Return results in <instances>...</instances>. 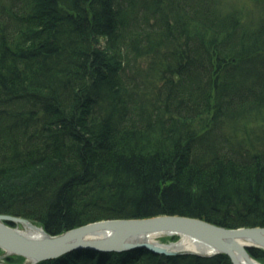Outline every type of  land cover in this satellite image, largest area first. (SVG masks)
I'll list each match as a JSON object with an SVG mask.
<instances>
[{"label":"trees","instance_id":"16d2710c","mask_svg":"<svg viewBox=\"0 0 264 264\" xmlns=\"http://www.w3.org/2000/svg\"><path fill=\"white\" fill-rule=\"evenodd\" d=\"M0 213L50 234L264 226V0H0ZM36 264L233 263L80 246Z\"/></svg>","mask_w":264,"mask_h":264},{"label":"water","instance_id":"95a60500","mask_svg":"<svg viewBox=\"0 0 264 264\" xmlns=\"http://www.w3.org/2000/svg\"><path fill=\"white\" fill-rule=\"evenodd\" d=\"M11 223L16 225L12 226ZM27 228L39 234L28 232ZM160 234H179L194 238L209 246L210 253L172 248V244L176 242L161 243L154 239V236ZM87 236L95 239L85 240L84 237ZM87 244L100 249L116 250L143 246L164 255H213L223 252L229 255L233 264H260L247 252V247H264V226L229 228L197 217L159 214L102 219L50 234L30 219L0 213V263L7 255L16 254L25 258L24 263L35 264Z\"/></svg>","mask_w":264,"mask_h":264},{"label":"bare ground","instance_id":"6f19581e","mask_svg":"<svg viewBox=\"0 0 264 264\" xmlns=\"http://www.w3.org/2000/svg\"><path fill=\"white\" fill-rule=\"evenodd\" d=\"M27 229H28L27 230L28 232H33V233L39 234L34 230H31L29 228H27ZM150 238H151V236H150ZM172 248L196 251V252L204 253V254L210 253L209 246H207L201 242H198L194 238H189L186 236H183L175 244H172Z\"/></svg>","mask_w":264,"mask_h":264},{"label":"rangeland","instance_id":"374dc122","mask_svg":"<svg viewBox=\"0 0 264 264\" xmlns=\"http://www.w3.org/2000/svg\"><path fill=\"white\" fill-rule=\"evenodd\" d=\"M241 2V1H240ZM154 216V215H153ZM135 218H138V217H135ZM110 219V218H109ZM102 220V219H101ZM13 225H16V224H14V223H12ZM19 226H21L20 224H19ZM256 226H259V225H256ZM238 227H242V226H238ZM230 228V227H229ZM234 228H236V227H234ZM172 235H177V238L176 239H171L170 238V236H172ZM183 236H180L179 234H171V235H169V234H160V235H156V236H154V239L155 240H157V241H159V242H161V243H172V242H177V241H179L181 238H182ZM84 239L85 240H88V239H95V237H93V236H87V237H84ZM80 246H82V247H90L88 244L87 245H80ZM80 246H77V247H80ZM136 247V246H135ZM251 247H258V248H262V249H264V247H261V246H256V245H254V246H250V247H247V252L250 254V252L248 251V249L249 248H251ZM75 248V247H74ZM130 248H132V247H130ZM128 249V248H127ZM0 253H2V249L0 248ZM223 253V252H222ZM217 254H219V253H217ZM223 254H226V253H223ZM13 255H16V254H13ZM215 255V254H214ZM227 255V254H226ZM251 255V254H250ZM8 256V255H7ZM6 256V257H7ZM22 256V255H21ZM207 256H209V255H207ZM229 256V255H228ZM252 256V255H251ZM230 258V257H229ZM252 258L254 259V260H256L258 263H260V264H264V262H262V261H259L258 259H256V258H254L253 256H252ZM230 260H231V258H230ZM231 262H232V260H231ZM233 263V262H232Z\"/></svg>","mask_w":264,"mask_h":264}]
</instances>
